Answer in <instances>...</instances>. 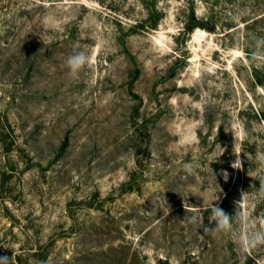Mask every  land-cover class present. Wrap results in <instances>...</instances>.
Listing matches in <instances>:
<instances>
[{"label": "rangeland", "instance_id": "obj_1", "mask_svg": "<svg viewBox=\"0 0 264 264\" xmlns=\"http://www.w3.org/2000/svg\"><path fill=\"white\" fill-rule=\"evenodd\" d=\"M262 9L0 0V258L264 264V246L239 243L241 216L264 219V67L250 62ZM195 16L212 29L184 31ZM76 51L91 64L73 77ZM244 194L230 233L190 223L205 208L214 228L212 205L235 216Z\"/></svg>", "mask_w": 264, "mask_h": 264}, {"label": "clouds", "instance_id": "obj_2", "mask_svg": "<svg viewBox=\"0 0 264 264\" xmlns=\"http://www.w3.org/2000/svg\"><path fill=\"white\" fill-rule=\"evenodd\" d=\"M250 62L254 63L257 68L264 67V37L255 38L254 49L250 55ZM91 64V57L84 51H76L70 55L66 60V66L69 70L70 75L73 77L78 76L83 70L89 67ZM190 165H185L188 169ZM235 169L241 168V161L237 156L236 161L232 164ZM224 178L227 180L228 174L224 173ZM260 191L264 193V184H261ZM245 194L242 200L237 204V212L235 216H230L218 205H212L210 208V221L215 222L214 228H209L204 224V217L202 212L208 209H196L195 213L189 218L190 223L197 229L203 228L204 233L223 232L230 233L233 229V220L239 215V206L243 202ZM218 200V199H217ZM240 219L243 222L245 231L239 238L240 246L243 250H251L260 246H264V219L252 221L247 217L241 216ZM5 261V264H11V260L8 261L6 258H0Z\"/></svg>", "mask_w": 264, "mask_h": 264}, {"label": "trees", "instance_id": "obj_3", "mask_svg": "<svg viewBox=\"0 0 264 264\" xmlns=\"http://www.w3.org/2000/svg\"><path fill=\"white\" fill-rule=\"evenodd\" d=\"M264 10L262 9V12H259L258 15L256 16V18H254V20H264ZM196 17V16H195ZM193 17V21H190V22H186L184 25H183V30L186 31V32H191L192 30H194V28L196 27H205V28H208V29H212L210 28L209 26H206V25H203L199 20L198 17ZM253 19V18H252ZM245 21H249L248 20H245ZM237 25V24H236ZM225 26H228L231 27L233 26V23H229V24H226L224 25L223 27ZM155 27V26H154Z\"/></svg>", "mask_w": 264, "mask_h": 264}]
</instances>
